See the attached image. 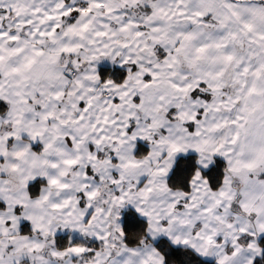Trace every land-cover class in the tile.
<instances>
[{
  "label": "snow or ice",
  "instance_id": "snow-or-ice-1",
  "mask_svg": "<svg viewBox=\"0 0 264 264\" xmlns=\"http://www.w3.org/2000/svg\"><path fill=\"white\" fill-rule=\"evenodd\" d=\"M0 264H264V0H0Z\"/></svg>",
  "mask_w": 264,
  "mask_h": 264
}]
</instances>
